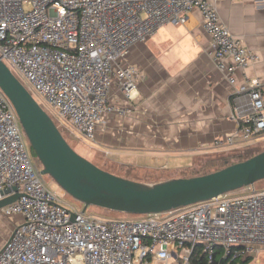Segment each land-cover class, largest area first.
Masks as SVG:
<instances>
[{
    "label": "built area",
    "instance_id": "1",
    "mask_svg": "<svg viewBox=\"0 0 264 264\" xmlns=\"http://www.w3.org/2000/svg\"><path fill=\"white\" fill-rule=\"evenodd\" d=\"M216 1L0 0V60L78 135L94 141L105 113H126L108 102L112 85L129 100L137 92L141 74L123 62L129 48L165 24H183L192 10L200 12L216 66L231 85L236 70L259 59L223 24ZM262 84L250 80L252 111L215 139L216 147L264 135ZM41 169L0 89V200L15 194L13 187L19 193L0 212L22 217L0 245V264H220L218 251L229 261L264 254V186L254 183L162 215L104 219L65 204Z\"/></svg>",
    "mask_w": 264,
    "mask_h": 264
},
{
    "label": "crops",
    "instance_id": "2",
    "mask_svg": "<svg viewBox=\"0 0 264 264\" xmlns=\"http://www.w3.org/2000/svg\"><path fill=\"white\" fill-rule=\"evenodd\" d=\"M214 4L231 34L259 59L236 70L231 85L216 66L198 10L189 12L183 24L161 26L146 41L133 44L123 60L136 67L141 77L130 100L117 82L112 85L108 102L126 113H105L96 125L91 142L97 159L110 167L132 166L141 174L158 176L193 168L208 156L257 146L252 140L220 148L214 140L236 130L240 117L252 111L250 80L264 81V0H218ZM242 87L246 89L239 91ZM262 91L264 102V84ZM12 219L14 223L7 227L0 224V245L22 217Z\"/></svg>",
    "mask_w": 264,
    "mask_h": 264
},
{
    "label": "water",
    "instance_id": "3",
    "mask_svg": "<svg viewBox=\"0 0 264 264\" xmlns=\"http://www.w3.org/2000/svg\"><path fill=\"white\" fill-rule=\"evenodd\" d=\"M0 89L15 108L31 149L50 176L83 205L133 215L161 213L208 200L264 179V150L221 169L191 177L147 183L114 175L78 154L31 92L0 60ZM15 194L0 200V209ZM8 191V190H6Z\"/></svg>",
    "mask_w": 264,
    "mask_h": 264
},
{
    "label": "rangeland",
    "instance_id": "4",
    "mask_svg": "<svg viewBox=\"0 0 264 264\" xmlns=\"http://www.w3.org/2000/svg\"><path fill=\"white\" fill-rule=\"evenodd\" d=\"M34 96H35L37 102L44 108V110L48 113V115L54 120L55 124L57 125V127L59 128L60 132L62 133V135L64 136L66 141L69 143V145L78 154L87 158L91 162L93 161L95 163V165H98V167H100L101 169L106 170V171H108L114 175H117V176H120L123 178L141 181V182H156L158 180L159 181L166 180L168 177L179 178V177H185V176L191 175L190 169L177 170V171H173V172H163V173H160L158 176H155L152 174H149V175L148 174H141L137 171L131 172L130 170H127L126 168L125 169L124 168H115V167H110V166L106 165V163H103L101 159L96 158V156H95L96 151L93 149L94 146L90 140L78 135L71 128L70 124L67 121L61 119L55 113V111L51 107L44 104V102L38 96H36L35 93H34ZM25 138H26V136H25ZM255 142L257 145L256 147H258L260 150L261 149L264 150V135L256 138ZM26 144H27V151L29 153L30 159L33 162L38 163L41 166V163L37 159L36 154L34 153V151L32 149H30L31 147L27 141V138H26ZM250 147H253V146H250ZM193 168L199 169V164L197 161L194 164ZM44 177H45V180L47 182V185L50 188H55L57 190V194H58L59 198L65 204L70 205L71 207H73L77 210H81L83 208V205L80 202H78L77 200L72 198L70 195H68L66 192H64L50 176L45 175ZM160 179H163V180H160ZM168 179H170V178H168ZM262 185H264V179L255 182V186L258 188L263 187ZM86 213L89 215L101 217L104 219L111 218V219H127V220H129V219H140V218H144V217L148 216V214L133 215V214H127V213H122V212H113V211L105 210V209L98 208L95 206H88L86 208ZM159 215H162V213H160ZM13 220L14 219H12V217H6L0 212V224H1V222H3L5 227H7L9 224L11 225L12 223H14ZM259 260H260V262H259ZM249 264H264V254H259V255L255 256L254 259Z\"/></svg>",
    "mask_w": 264,
    "mask_h": 264
},
{
    "label": "trees",
    "instance_id": "5",
    "mask_svg": "<svg viewBox=\"0 0 264 264\" xmlns=\"http://www.w3.org/2000/svg\"><path fill=\"white\" fill-rule=\"evenodd\" d=\"M260 151H262V149L260 150L256 146H253V147L245 146L244 148H241V149H234V150H230L228 152L222 153V154L205 157V158L199 160V162H198L199 169L189 168L191 171V175L185 176V177H191L194 175L205 174V173H209V172L221 169V168H223L229 164H233V163L248 159V158L254 156L255 154L259 153ZM122 168H124V167H122ZM125 168L127 170H130L131 172L136 171L132 166H125ZM182 170H185V169H182ZM105 210H107V209H105ZM197 252H199V251H197ZM194 258L196 259V255ZM253 259H254V257L247 256L244 258H239L237 260L229 261V260H223L222 258H220L219 251H218V255H217V260H219L220 264H249ZM203 261H204V258L201 259V263ZM193 262H196V260H193Z\"/></svg>",
    "mask_w": 264,
    "mask_h": 264
}]
</instances>
